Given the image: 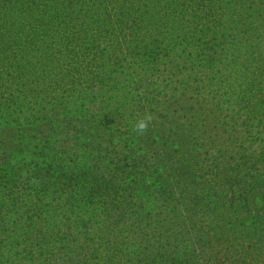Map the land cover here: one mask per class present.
<instances>
[{"label":"trees","instance_id":"trees-1","mask_svg":"<svg viewBox=\"0 0 264 264\" xmlns=\"http://www.w3.org/2000/svg\"><path fill=\"white\" fill-rule=\"evenodd\" d=\"M0 264H264V0H0Z\"/></svg>","mask_w":264,"mask_h":264},{"label":"clouds","instance_id":"clouds-1","mask_svg":"<svg viewBox=\"0 0 264 264\" xmlns=\"http://www.w3.org/2000/svg\"><path fill=\"white\" fill-rule=\"evenodd\" d=\"M151 120H152L151 115L146 114L143 119H140L136 122V124L134 126V131L143 135L147 131L149 123L151 122Z\"/></svg>","mask_w":264,"mask_h":264},{"label":"rangeland","instance_id":"rangeland-1","mask_svg":"<svg viewBox=\"0 0 264 264\" xmlns=\"http://www.w3.org/2000/svg\"><path fill=\"white\" fill-rule=\"evenodd\" d=\"M237 131H239V130L237 129Z\"/></svg>","mask_w":264,"mask_h":264}]
</instances>
